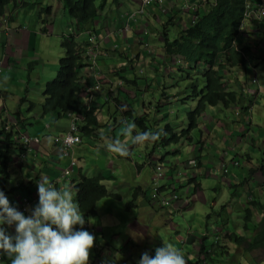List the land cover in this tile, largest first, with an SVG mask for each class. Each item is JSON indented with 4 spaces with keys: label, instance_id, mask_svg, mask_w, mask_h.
<instances>
[{
    "label": "crops",
    "instance_id": "1",
    "mask_svg": "<svg viewBox=\"0 0 264 264\" xmlns=\"http://www.w3.org/2000/svg\"><path fill=\"white\" fill-rule=\"evenodd\" d=\"M34 1L36 0H23L22 3L11 5L7 10L6 19H0V40L4 34L6 36V43L1 46L4 54L0 56V60L4 64L3 71L6 66L8 69L20 66L22 60L28 57V69L31 72V76H27V68L25 66L20 68L26 73L22 80V84L25 85H21V91L11 92L9 90L12 95L7 87L6 90H3L2 87L7 77H0V131L3 124L10 120L15 124L18 131L20 130L27 136L40 139L39 143H32V151L28 153L25 161H20L18 153L12 155L8 181L13 180L15 183L13 192L5 188L8 181L3 182L0 174V190L4 191L11 205L18 207L24 197L33 199V206L37 204V182L41 177L47 178L57 188L69 186L74 192L72 180L78 179L80 172L86 176L101 175L103 176L102 184L105 187L108 183H112V190L106 187L107 190L122 194L117 199L104 198L108 199V211L100 219L103 228H96L102 239L99 242V249L95 250L94 247L90 249L89 264H93L94 261L101 264H130L132 260L140 259L144 252L150 254L149 250L153 246H162L164 241L180 249L188 257L190 263L222 264L224 260L221 258L226 256L232 258L234 252L238 257L233 258V264H257V251L256 249L251 250L247 243L256 234L257 226L264 217L263 112L259 113V123L253 120L254 107L250 110L251 116L247 122H243L246 115L240 116L238 112L239 116L235 120L225 115L222 116L218 111L212 116L204 114V123L205 126L206 123L209 124L210 133H206L205 126L202 127L204 130L199 129V144L193 150L196 157L200 156V162L197 165L191 162L190 158L193 154L183 160L187 162L185 165L176 156L168 160L164 157L160 158V154H157L159 152L157 148L148 153V160L142 168L139 163L135 162L137 150L144 146L145 149L151 150L152 145L148 142L139 145L132 144L130 137L122 134L126 123L132 122L131 119L123 115V108L126 110L133 108L139 111L140 116L148 115L153 129L154 117L152 111L156 110L158 112L157 107H160L156 96L161 90L165 93L164 86H162V89L160 87V72L157 68L163 65L159 50L161 45L160 26L171 18H174V22H190L197 11L192 13L188 7L198 5L197 0H165L163 12L159 10L157 4L145 7L143 12L138 11L137 5L142 6V0H122L120 9L113 13L112 6L107 5L98 17L85 30L81 31L83 33H79L77 38L78 49L81 51V57L83 58L81 65L84 64L82 76L84 77L85 67L93 60L100 72L98 89L94 91L90 85L88 86L90 100L87 102L97 108L95 119L99 127L93 131L90 137L86 138L88 145L82 143L74 149L73 155L77 164L72 172L73 178L68 181L64 179L62 184H59V180L63 169L68 164V159L61 155L54 139L68 130L70 121L64 112L42 114V105L45 103L44 87L49 80L46 81L40 73L44 74L49 67L48 76H53L56 70L58 72V69L55 68V54L52 49L56 48L61 52L56 56L59 64V56L64 53L63 48L61 49V43L68 32L70 34L75 31V26L72 24V20L69 19L67 11L63 9L64 20L61 28L58 30L54 27L55 20L52 21V17L55 11L54 5H52L53 8L48 11V17L43 19L45 26L34 25V19H31L33 25L29 28H23L19 24L20 9L24 7L38 8L42 12L39 11L36 18L42 19L45 9L43 4L50 0H41L43 3H35ZM53 1L58 3V10L64 7L63 0ZM35 4H38V6L36 7ZM202 8H205V5L200 6V9ZM17 13H19V17L15 18ZM132 16L135 19L131 21L130 30L123 31L124 21ZM257 25H260L262 29H258ZM179 27H183V25L180 23ZM251 27L257 35L255 43H259V47L253 50V63L255 64L253 74L261 80V77L264 78V60L260 58V55L264 54V23L256 22ZM146 28L147 32L144 34ZM173 28L178 33V26ZM57 30L61 32V35H56ZM87 30L96 35L98 55L93 58L84 54L87 51L88 36L85 32ZM40 55H52V60L41 65L38 63ZM31 64H34V66H29ZM164 65L168 67L166 75L170 76L173 70L172 63L166 60ZM172 76L175 77L174 74ZM131 79L133 81H130ZM31 84H33L32 90ZM261 84L262 86H257L258 101L264 97V81ZM25 86L27 90H25ZM173 86H175V82ZM23 92L27 93L25 101L21 100ZM35 92L38 96L37 100L34 98L33 100L29 99ZM10 99L14 101L15 108L9 107ZM27 101H29V104L24 106ZM88 117V122L93 123L94 115L88 114ZM220 118L227 120L226 126H221L215 122V119L220 121ZM217 125L219 129H217ZM257 129L258 131H256ZM134 131H136V128ZM134 131L133 135H135ZM116 138L128 145L129 155L122 157L107 150L106 145ZM4 146L3 137H0V152ZM240 146L246 147L247 150L240 151ZM250 148L260 150L263 154L261 161L260 158L253 156V153L249 150ZM214 149H219L218 156L212 154ZM205 151H209V154L205 155ZM155 152L157 155L154 154ZM171 152L175 154L174 149ZM205 156H210V159H205ZM160 161L174 166L171 168V172L165 175L163 182L166 185L185 181L187 170H189L190 178H195V182L192 183L196 186V192L191 197L190 205L179 203L176 209L172 207L161 208L150 201L152 164ZM214 166L218 172L215 179L214 172H210L214 170ZM245 166L249 169V173L242 176L240 171L244 170ZM258 167L260 173L254 172V169ZM132 173L133 179L130 180ZM142 176L149 182L141 181ZM199 178H202V180ZM247 179V184H242ZM260 179L263 180V183H256ZM204 182L207 183V189L203 188ZM149 184L150 187L147 193L141 194ZM219 185H225L228 189H231V199L226 203L214 198L215 195H219ZM16 187L23 194L22 197L16 198ZM137 188L140 189V194L137 193ZM224 194L225 192L221 193L222 196ZM104 199L96 204V211L100 202ZM196 203L206 208L202 212L206 221L204 233L197 232L196 228H193L190 224L186 214L184 215V212L195 207ZM128 204L130 205L128 206ZM207 206H211V209H207ZM135 210L139 213V222L138 217L134 218ZM234 212H237L238 215L234 217L235 222L233 220ZM215 213H218L216 216L219 217V220L212 222ZM29 214L30 212L27 215ZM168 214L175 215V219L180 225L178 234L173 230L168 234ZM97 217H99L98 211L95 218ZM104 219L107 226L103 223ZM253 220L254 224H251ZM96 222L100 223L99 221ZM162 222H165L163 225L165 235H162L159 230ZM141 226H144L146 230H143ZM4 227L9 233H14V226L4 225ZM76 228L79 229L80 226L77 225ZM179 234L184 235V245L179 244L181 239L176 240ZM234 234L242 236L246 242L243 244L240 241L232 242L231 238ZM191 237L192 239H190ZM214 239L221 248H217L215 254H210L209 257H205L203 254L198 256L200 247L202 245L209 246ZM126 243L129 244L130 248L125 256L121 250ZM206 249L210 251V247ZM188 250L190 253L187 252ZM3 257V264H11L6 255H3Z\"/></svg>",
    "mask_w": 264,
    "mask_h": 264
},
{
    "label": "trees",
    "instance_id": "2",
    "mask_svg": "<svg viewBox=\"0 0 264 264\" xmlns=\"http://www.w3.org/2000/svg\"><path fill=\"white\" fill-rule=\"evenodd\" d=\"M121 1L63 0L64 9L69 17L75 21V31L66 36L61 43L64 56L59 60L57 75L45 85V103L42 105V114H51L53 112H64V114L68 112L80 113L82 110L84 112V123H81L79 127L82 137H90L99 125L95 119V108L86 107L81 98L85 87L80 82L79 77V67L83 59L81 57L82 53L78 49L77 36L79 33H83L81 31L85 30L107 5H113L118 8L121 7ZM22 2L23 0H0V19L6 15L11 5ZM199 5H205V8L200 9L203 10L202 13L200 11L196 13L195 24L185 25L180 32L178 27V34L174 38L169 36V28L174 25L173 18L161 25V50L165 59L170 58L172 60L177 57L183 59H181L182 65L173 67V71L180 74L181 81L188 83L185 86H188L186 93L179 101L192 100L195 102V106L187 113V125L180 132L175 131L166 124L162 129L164 134L160 140L155 142L146 141L152 145L150 152L152 149L164 148L183 139L185 141L189 140L190 133L198 126V118L203 116L209 107L221 105L226 109L238 110L236 112L240 116L246 115L243 122H247L250 119L246 111L254 103L253 97L250 96V105L248 107L239 106L242 105L244 98L245 101L248 100V95H246L248 89L244 91V87L241 84L229 86V78L225 75V71L230 72V68H246L248 65L246 51L244 49L240 50L236 45L241 25L248 11L247 0H201ZM35 6H38V4H35ZM47 10L49 11V9ZM174 80L176 81V79ZM130 81L133 80L131 79ZM88 114L94 115L93 123L88 122ZM123 115L135 123L137 128L135 133L154 131L151 128L148 115L140 116L138 111L133 108L128 110L123 108ZM18 136L19 134L13 130L6 131L4 129L0 132V137H3L5 142V146L1 151L0 162V174L3 182L8 181L10 178L12 155L25 152V145L20 143L21 139ZM102 180L103 176L101 175L86 176L80 172L78 179L72 181L76 201L85 220L96 215V204L101 199L107 197L117 199L121 197L120 194L111 193L107 190L102 184ZM190 182H195V179H190ZM247 182L248 179L243 181L242 184L246 185ZM192 190V187H188L185 192L191 194ZM195 192H192L191 197ZM137 193L140 194L139 188H137ZM134 199L136 198L134 197ZM32 206L33 203L31 202L27 209ZM28 213V210L24 212L25 215ZM231 241H240L241 244L246 242L242 236L235 234ZM247 244L251 250H264V217L257 226L256 234ZM207 247H210V251H207ZM207 247L202 245L198 256L203 254L205 257H209L210 254H215L217 248H221L215 239ZM196 264L199 263L197 262ZM257 264L259 263L257 262Z\"/></svg>",
    "mask_w": 264,
    "mask_h": 264
},
{
    "label": "clouds",
    "instance_id": "3",
    "mask_svg": "<svg viewBox=\"0 0 264 264\" xmlns=\"http://www.w3.org/2000/svg\"><path fill=\"white\" fill-rule=\"evenodd\" d=\"M164 1L165 0H162L161 3L155 2L153 4H157L159 6V10L163 12L162 10ZM200 1L201 0H197L198 5H190L188 7L190 11H192V13H194V11H197L190 19V22L176 21L174 22V25L169 28V30H173L174 26L179 27L180 23L183 25V27L185 25H190L191 23L195 24L196 13H198L199 11L200 13L203 12V10H200ZM145 7L147 6H143L142 0V6L138 9V11L143 12V9ZM3 19H6V15L3 17ZM133 19H135L134 16L128 17V21H124L123 31L130 30V24ZM180 19L181 18L179 17V20ZM256 22L264 23V19H257L252 15L248 16L247 13L240 28V35L236 40V45L240 48V50L244 49L246 51V57L248 60L247 67H234L230 68V72L225 71V75L229 78V86H238L239 84H241L242 81H247L248 93L245 94L248 95V100L245 101L244 98L242 105H238L248 107L250 105V96H252L254 103L252 104L250 109L246 111L248 112V114H250V116V110L259 102L257 99V86H262L260 79L253 74V67L255 66V64L253 63V50L259 47V43H255L257 35L256 32L253 31L251 26L255 25ZM73 25L75 26V23ZM183 27H179V32L183 30ZM161 28L162 27L160 26V29ZM257 28L260 30L262 29L260 25H257ZM85 32L88 36V41L86 42L87 51L84 54L90 58L96 57L98 55V48L96 46V35L90 33L88 30ZM146 32L147 28L145 29L144 34ZM70 34L66 36H69ZM176 34H178L177 31ZM169 36L171 38V35ZM146 48L149 49L148 46H146ZM90 49H93V53H90ZM161 49L162 38L159 50L162 56L161 58L163 61V65L166 60L171 62L173 67L175 65H182V60L179 57L173 58L172 60L170 58L165 59ZM61 58H59V60ZM260 58L264 60V54L260 55ZM0 63L2 64L0 72L1 74L3 72L4 64L2 60H0ZM83 66L84 64L79 67L80 82L85 87L84 92L81 94V98L83 100V104L86 107H93L87 103L90 100L88 96V86L90 85L91 89L94 91L98 89V85L100 84V72L97 70L96 62H94L93 60L92 62H89L88 65L85 67V74L83 77ZM234 69H241L244 72V76L238 82H235L233 77L230 76L231 71H233ZM254 77L256 78V80H254ZM84 78H86L85 81H83ZM241 86L243 87L242 84ZM94 111L96 112L97 108H95ZM69 114L72 116L69 117ZM65 115L70 121V126L72 120L74 119L77 122L78 128L80 127L81 123H84V112L82 110L80 113L71 112ZM70 126L68 130L60 136L67 134L69 132ZM7 127H9L8 131L13 130L15 133H18V137L20 139H22V136L25 135V133H22L20 130L18 131V129H16L15 127V124H13V122L10 120L3 124L1 130H6ZM135 128L136 125L132 121L127 122L126 127L122 130V134L129 136L131 143L135 145L144 144L146 141H158L164 134L162 129L155 132L144 131L135 133ZM133 131L135 135H133ZM78 134L82 140V142L80 143L81 145L83 143V137L80 134V128L78 130ZM37 139L40 142V139ZM55 140L56 138L54 139V141ZM183 141L185 140L183 139L180 142ZM186 141L191 142L192 137L189 136V140ZM56 146L58 147L57 144ZM106 148L108 151L116 153L122 157L129 155L128 145L122 142L119 138H116L109 142L106 145ZM174 152L176 153L177 151L174 149ZM167 153L172 152L169 151ZM162 157L163 155H160V158ZM197 158H200V156H197ZM183 163L185 165L187 164L186 161H183ZM173 167V165L170 166L169 163L166 164L163 161L156 163L153 162L150 201L161 208L172 207L176 209V206L179 203H182L184 205H190L191 194L192 192L196 191V186L192 182H190V179L195 178H190L189 170L186 171L187 175L185 181H180L177 184L172 183L168 185L163 182V180L165 179V175L170 173L171 168ZM63 178L67 179L68 181L71 180L73 176L72 174H70L69 176H63ZM37 184L38 203L32 206L31 208L27 209L30 212V214L27 216L24 214V212L18 210L21 203L18 207L12 206L9 199L6 197L4 191L0 190V255L2 257L1 264H3L4 261L3 255H6L10 259L11 264H89L90 249L94 247V249L97 250L99 249V245L94 244L95 236L92 234V229L90 228L88 221H85L84 215L81 212L78 202L74 199L71 187L64 186L63 188H57L47 178L42 177L37 182ZM185 187H192L193 190L191 194H187L185 192ZM148 189L149 188H146V190L144 189L143 193L146 194ZM31 200L34 201L33 199ZM4 225H7L8 227L14 226V233H9L4 227ZM77 225L80 226L79 229L76 228ZM183 241L184 238L179 241V244L184 245ZM256 251L258 253L262 250L257 249ZM258 258L259 256L257 255V259ZM188 262H190V260L182 253L180 249H178L173 244L164 241L162 246L157 247L155 249V255L153 253L148 254L147 252H144L140 259L132 260L130 264H188ZM196 263L197 262H193L191 264Z\"/></svg>",
    "mask_w": 264,
    "mask_h": 264
},
{
    "label": "rangeland",
    "instance_id": "4",
    "mask_svg": "<svg viewBox=\"0 0 264 264\" xmlns=\"http://www.w3.org/2000/svg\"><path fill=\"white\" fill-rule=\"evenodd\" d=\"M46 1H48V0H46ZM34 2L35 3H43V1H41V0H36ZM27 4H31V3H27ZM57 4L58 3L56 1H53V0H50L49 2H45L43 4V5H45V9L43 11L44 15H43L42 19L36 18L39 11L42 12V10H39L38 8H28V7L21 8L20 9L21 15L19 18L20 26H22L23 28L31 27L33 25V22L31 19H34V25L40 24L42 26H45V22L43 21V19L48 17V15H47L48 10L47 9L51 10V8H53L52 5H54V11L55 12H54V15L52 17V21L55 20V22L53 23V26L59 30L61 28V24L64 20L63 13H64L65 9L63 7L61 10H58ZM140 7H141V5L138 4L137 9H139ZM120 8L121 7L116 8L115 6H113V8H112L113 13H114V11H116L117 9H120ZM18 17H19V13H17L15 15V18H18ZM69 19L72 20V24L75 23V21L71 17H69ZM126 21H128V20L126 19ZM58 30L56 31V35H61V32H59ZM71 33H73V31ZM170 35H171V38H174L176 36V30L174 28H173V30L170 31ZM5 43H6V36L4 34L3 38L0 40V56H2L4 54V51H3L1 46L5 45ZM156 45H158V43H156ZM61 49H62V47H61ZM52 50H54V54H55V68L59 69L58 59L56 58V56L58 54H60L61 52L59 49H56V48L52 49ZM63 52H64V50H63ZM63 56H64V53H63V55H60L59 58H61ZM50 60H52V55H49V56L40 55L38 63L41 65H44V64H47ZM28 63H29V59H28V57H26L22 60V62L20 63V66H15L11 69H8V67L6 66V68L1 73V76H0V77H5V76L7 77L6 82L2 86L3 90H6V87H7V90L8 91L10 90L11 92L21 91V89H20L21 85H25V84H22V80L26 76V73H27V76L28 75L31 76V72H29V69H28ZM22 66H25L27 68L26 73H24L20 69ZM29 66L33 67L34 64H31ZM155 66H157V65L155 64ZM36 67H37V65L35 66V68ZM49 68H47V71L44 74L40 73L41 76L46 81L55 77L56 72H57V70H56V72L53 74V76H48ZM157 68L160 72V87L162 89V86H164L165 93H163L161 95V93L163 91L162 90L159 91V94H157L156 98H157V101H159L158 106L159 105L161 106L164 104H166V105L161 106V107H157L158 112H156V110L152 111V116L154 117V121H153L154 131L153 132L163 129L166 124L169 125L175 131L180 132L181 129H184L186 127L187 122H188L186 115L190 110H192L194 108L195 102H193L192 100H189V101L186 100L185 102L179 101L180 98H182L185 95L186 89L188 87V86L185 87L188 84L187 82L181 81V79L179 77L180 76L179 73L172 70V73H170V76H168V74L166 75V69L168 68L167 65H160ZM181 68H183V67H181ZM37 70H38V68H37ZM38 72H39V70H38ZM173 74L175 76L174 78L172 76ZM230 76L233 77L235 82H238L244 76V72L241 69H236V70L234 69L233 71H231ZM174 79H176V82ZM254 80H256L255 77H254ZM201 81L203 82L202 78H201ZM260 81L263 82L264 78L261 77ZM174 82H175V86H173ZM177 84H178V86H177ZM241 84L243 85L244 90H247V81L244 80L241 82ZM32 87H33V84H31V90H32ZM25 90H27L26 86H25ZM44 90H45V87H44ZM10 91H9V93H10ZM167 93L170 94V96H168ZM36 95H37V93L35 92L33 95H31V97H29V99L33 100V98H34L35 100H37L38 96H36ZM26 96H27V93L23 92V97L21 100L25 101ZM168 98H170V99H168ZM44 102H45V99H44ZM28 104H29V101L24 103V106H26ZM9 107L15 108V103L11 99L9 100ZM253 107H254L253 108V120H254V122L259 123V120H258L259 113L260 112L264 113V97L259 99V103ZM216 111H218L219 114H221L222 116L225 115L226 117H228L232 120H235L239 116L236 112L238 110L235 111L231 108L226 109L221 105H219L217 107L207 108L205 114L212 116ZM249 116H250V114H249ZM220 119H221L220 121H217L215 119V122H217V124H220L221 126H226L227 120H224V118H220ZM262 125L264 126V119H262ZM203 126H205L204 119H203V116H200L198 118L197 129L193 130L190 134V136L192 137L191 142L183 141V142H179V143H172V144H170L164 148L160 147L159 152L157 154L163 155V157L167 158V160L176 156L178 158V160L183 161L184 159H186L187 157H189L193 154V150L195 149L196 145L199 144V142H198V140L200 139L199 129L204 130V128H202ZM205 129L207 131L206 133H210L209 124L206 123ZM217 129H219L218 125H217ZM256 131H258V129ZM86 138L87 137H85V136L83 137V143H85V145H88V140ZM173 149H175L177 151L175 154L167 153ZM218 150L219 149H214L212 151V154L215 156H218ZM244 150H247L246 147L240 146V151H244ZM249 150L253 153L254 157L260 158V161H261L263 154L260 152V150L258 148H253V149L250 148ZM148 153H150V150L145 149V146L141 147L139 150H137V153L135 155L136 156L135 162L139 163L142 166V168H144V166L148 160ZM154 154H156V152ZM206 154H209V151H205V155ZM195 157H196V155L193 154V156H191L190 159H191V162H193L195 165H197L198 162L200 161V158L198 159L197 157L196 158ZM205 159H210V156H205ZM205 159L203 158L204 161H205ZM124 164H125V162H124ZM215 168L216 167L214 166V170L210 171V172H214V179L216 178V175L218 173L217 170H215ZM180 169H182V168H180ZM255 171H256V173L257 172L260 173V168L259 167L256 168ZM135 172H136V169H135ZM248 173H249V169L246 166L244 167V170L240 171V174L242 176H246V175H248ZM64 179L65 178H63V176H61V178L59 180V184L64 183ZM131 179H133V173H132V175H130V180ZM199 179L202 180V178H199ZM141 181H145L147 183L149 182L148 180H146L144 178V176H142ZM256 183L262 184L263 180H261V179L257 180ZM111 185H112V183H108L106 185V187L109 188L110 190H112ZM116 185L118 186V184H116ZM219 186H220L219 195H215L214 198H217V199L221 200L222 202L226 203L231 199V195H230L231 189H228L225 185H219ZM149 187H150V184L148 185L147 188H149ZM5 188H7L9 191L13 192L15 190L14 181L13 180L8 181V183H6V185H5ZM203 188L207 189V183L206 182L203 183ZM16 190H17L16 191V198H18V197H20L21 192H19V189L17 187H16ZM125 191H127V190H125ZM222 192H225L224 196L221 195ZM111 193H113V192H111ZM118 194L121 195L122 193H118ZM141 194H144V193L142 192ZM73 196H74V199L76 200L75 192H73ZM107 200L108 199H104L103 201H101L100 205L97 207V211L99 212V217L95 218L97 216V211H96V215L94 217H88V219L85 220V221H88L89 226L92 229V234L95 236V243L94 244H96V245H99V242L102 239L101 234L98 232V229H96V228H98V227L103 228V225H101L100 219L102 217H104L106 215V212L108 211ZM14 202H16V200H14ZM195 205H196L195 207L186 210L184 212V215L186 214L188 220H190V224L193 226V228H196L197 232L204 233L205 228H206V221H205V215L202 212L204 210H206V208L202 207L201 204H199V203H196ZM207 209H211V206H207ZM134 214H135L134 218L138 217V222H139V213L137 212V210L134 211ZM136 214H137V216H136ZM216 214H218V213H215V216L212 217V222H216V220H219V217H217ZM168 215H169V222H167L168 234L172 230L179 232L180 225H179L177 219H175V215L174 214H168ZM233 215H234L233 220L235 222L234 217L238 216L237 212H234ZM96 221H99L100 223H97ZM261 221H262V219H261ZM103 223H104V225H106L105 219L103 220ZM164 224H165V222H162L161 228H159L162 235H165V232L163 229ZM251 224H254V220L251 221ZM157 226H158V223H157ZM141 228L143 230H146V228L144 226H141ZM169 236H171V235H169ZM177 236L178 237L176 238V240H179V239L182 240L184 238V235H182V234H179ZM186 238H187V236L185 237V239ZM225 242H227V240H225ZM228 243H230V242H228ZM234 245L236 246L235 243H234ZM129 248H130L129 244L126 243V245L121 250L123 255H126L127 250ZM156 248L157 247L153 246V248L151 250H149L150 254L153 253L155 255V249ZM187 252L190 253L189 250ZM257 255L259 256L258 263L264 264V250L258 252ZM234 257H238V256L233 252L232 258H230L229 256H226L225 258H221L222 260H224V263H222V264H233V258ZM96 263H97V261L93 262V264H96ZM188 264H191V263L188 262Z\"/></svg>",
    "mask_w": 264,
    "mask_h": 264
},
{
    "label": "built area",
    "instance_id": "5",
    "mask_svg": "<svg viewBox=\"0 0 264 264\" xmlns=\"http://www.w3.org/2000/svg\"><path fill=\"white\" fill-rule=\"evenodd\" d=\"M155 2L161 3L162 0H143V6H150ZM247 10H248L247 11L248 16L252 15L256 17L257 19H264V0H255V1L247 0ZM90 53H93V49H90ZM1 67H2V64L0 63V72H1ZM70 116L72 115L69 114V117ZM6 130L8 131L9 127H7ZM78 130L79 128L77 126V122L74 119L71 122L69 132L63 136L56 138L55 140L56 144L58 145L61 155L68 159V165L63 170V176H69L70 174H72V171L76 165V160H75V157L73 156L74 149L78 145H80V143L82 142L78 134ZM38 142L39 140L37 138L29 137L27 135L22 136L20 143L22 145H25V152L18 154L20 161L21 160L25 161L27 159L28 153L32 151V148H31L32 143H38ZM20 196L21 197L23 196L22 193ZM31 202H33L31 199H28V197H24L21 200V204L18 210L22 212H26ZM1 262H2V257L0 255V264Z\"/></svg>",
    "mask_w": 264,
    "mask_h": 264
}]
</instances>
